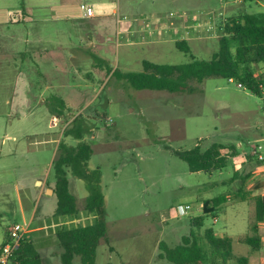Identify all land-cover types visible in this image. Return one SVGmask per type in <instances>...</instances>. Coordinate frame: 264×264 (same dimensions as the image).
I'll return each mask as SVG.
<instances>
[{
  "label": "rangeland",
  "instance_id": "obj_1",
  "mask_svg": "<svg viewBox=\"0 0 264 264\" xmlns=\"http://www.w3.org/2000/svg\"><path fill=\"white\" fill-rule=\"evenodd\" d=\"M106 1L113 2L116 9L102 20L42 23L46 39L65 44L61 51L68 62L67 69L62 77L56 72L62 80L61 88H46V84L55 80L53 73L46 75L44 62L28 55L19 42L14 44V50L19 53L13 56L11 66L10 60L7 63L4 59L8 77L0 76V101L9 94L11 97V90L3 89L2 82L11 80L21 68L19 63H27L25 58L30 56L36 63L30 73L33 86L26 92L25 84L21 83L24 79L15 77L18 89L14 90L13 100L17 99L14 106H18V98L25 94L31 98L33 108L26 115V111L5 109L3 105L0 113L9 114L7 118L14 124L11 129L17 134L30 128H46L52 113L61 117L52 128L59 140L77 144L75 133L66 135V129L78 127L84 131V140L93 148L89 168L100 169V188L107 212V236L98 245L96 264H173L159 257V242L165 241L170 246L179 244L190 233L191 220L203 213L199 209L200 200L219 194L230 198L205 216L204 226L198 232L203 234L205 228L213 227L218 234L233 237L234 254L247 257L244 264H264V220L257 222L261 247L254 249L244 241L246 235L255 234L256 200L249 198V193L243 199L244 195L238 192L240 179L234 180L239 185L234 182L214 185L209 182L214 178L208 173L191 172L188 163L174 152L197 144L206 148L212 143H223L251 155L253 144L264 145V98L239 86L237 81L219 76L208 77L201 84L190 80L189 87H195L193 92L189 87L185 91L136 88L122 76L143 71L144 60L182 64L192 56L211 59L219 49L224 24L243 10L264 11V0ZM120 17L133 25L132 31L122 28L125 31L116 35L115 26L124 25L118 21ZM154 21H165L172 31L152 36L146 28L154 26ZM187 26L192 27L193 35L184 31ZM56 27L59 30H53ZM112 29L113 33L107 31ZM107 34H113L114 40H108ZM176 39L186 40L190 51L178 48ZM104 43L109 50L102 54ZM257 70L264 72V64ZM76 116L78 120L72 123ZM5 118L0 115V121ZM3 131L0 128V243L7 238L13 224H38L45 201L34 203L27 195V207L22 212L16 193L20 190L27 193L24 182L28 185L34 175L51 179L54 171L53 148H48L46 159L45 148L37 150L32 146L30 153L22 154L13 145L18 150L8 155L6 151L11 142ZM17 143L21 146L25 142L19 139ZM226 151L231 153L232 149ZM33 153H40V158H33ZM255 158L254 162L260 161ZM243 168L253 170L258 166L248 162ZM217 177V182L226 179ZM71 181L80 208V221L90 223L94 216L85 208L84 201V196L89 194L88 185L81 179L80 185L77 184L75 177ZM43 185L55 186V182ZM246 188L241 187L244 192ZM186 204L189 209L179 213V208ZM47 221L53 220L48 217ZM109 245L115 249L108 250ZM41 251L43 264H62L60 247L52 244ZM232 263L239 264L236 258Z\"/></svg>",
  "mask_w": 264,
  "mask_h": 264
},
{
  "label": "trees",
  "instance_id": "obj_2",
  "mask_svg": "<svg viewBox=\"0 0 264 264\" xmlns=\"http://www.w3.org/2000/svg\"><path fill=\"white\" fill-rule=\"evenodd\" d=\"M176 45L185 52L190 51L186 40H177ZM261 64H264V11L252 13L243 10L224 24L219 49L211 59H196L192 56L189 62L182 64H160L144 60L143 71L127 72L122 76L129 79L136 88L170 91H185L190 80L201 84L208 77L233 78L243 88L264 98V72L257 70ZM189 89L195 91L193 86ZM78 118L74 117L72 123ZM65 132L66 135L75 133L79 142L68 144L60 140L58 144L53 161L56 179L54 193L57 197L55 215L71 218L79 215L77 198L70 190V171L87 183L89 195L85 208L94 214L95 220L58 229L56 234L61 248L60 258L62 264H96L98 245L107 236V212L100 188L101 172L99 168H89L93 148L84 140V131L77 127L68 128ZM226 149L236 153L234 146L229 148L223 143H212L207 148L197 144L191 149L174 152L188 163L191 172L204 171L213 177L228 166L231 154ZM225 201L227 198L224 194L204 199L201 208L203 213L191 220L190 233L184 235L175 246L160 241L159 257L173 264H233L234 258L239 264L246 263L247 257L235 256L230 236L218 235L213 227L205 228L203 234L198 232L204 226L205 216L216 211ZM256 220L253 225L255 234L246 235L244 241L254 249H259L262 237L258 234L257 222L264 220V195L256 196ZM10 264H43V255L33 239L28 237L15 252Z\"/></svg>",
  "mask_w": 264,
  "mask_h": 264
},
{
  "label": "crops",
  "instance_id": "obj_3",
  "mask_svg": "<svg viewBox=\"0 0 264 264\" xmlns=\"http://www.w3.org/2000/svg\"><path fill=\"white\" fill-rule=\"evenodd\" d=\"M83 3H88L92 5L93 7V14L92 15H86ZM113 2H107L101 1V0H0V76L2 78L7 79L8 69H7V63L10 60V66L13 65L12 58L14 55H17L19 51L14 50V44L20 43L21 46H24L26 48V52L28 55L32 54V56L39 58L40 61L44 62L45 67V74L49 75L51 72L53 73L55 80L54 82H49L50 84H46V88L51 87H57L61 88L62 80L61 78H58L56 76V72L58 76L62 77L63 71L67 69L68 62L63 57L62 54V47L65 46L62 41L56 40V39H46L45 34L43 33L44 24H42L45 21L48 20H96V18H99L98 20H102L103 18H107L111 16L112 13H115L116 7H114ZM41 15V16H40ZM105 20V19H104ZM120 23H123L124 25H116L115 31L116 35L122 33V28H125L126 31H132L133 25L129 22L124 21L120 17L118 20ZM104 22V21H103ZM102 22V24H103ZM153 22L154 26H149L146 28L148 30L149 34H152V36H162L163 33L168 30L172 31V27L166 23L165 21H158ZM156 24V25H155ZM75 25V23H74ZM192 27H185L184 31L187 33H190L193 35V29ZM198 28V27H197ZM59 30V27L53 28V30ZM112 30H107L110 33H113ZM52 30V28H51ZM108 40H114V35L108 36ZM177 40H183V39H176ZM103 51L102 54H105L106 51L109 50V47L106 43H104V46L101 45ZM107 47V48H106ZM23 52V51H22ZM24 53V52H23ZM4 59L6 60V64H3ZM27 60V63L24 64V62H20L19 66H21L18 73L13 75L11 80L9 81H3L2 82V88L8 90H11V97L9 96L5 97L3 100L0 101V109H3V105H5V109L9 110H21L26 111V115L29 114V111L32 110L33 106L31 105V98L26 96L25 94L18 98L20 101L18 102V106H14L17 102L13 100L14 97V90L18 89V81L14 78H22V84H25V88L27 89L26 92H29L31 87L33 86V83L31 81V71L35 70L36 63L35 58L34 62L30 60V56L28 58H25ZM43 65V64H41ZM57 77V80H56ZM229 80H231L229 78ZM56 81V82H55ZM234 81V80H231ZM44 86V84H43ZM9 105V108L7 107ZM51 109V108H50ZM2 116H6L5 119L1 120L0 122V128L1 130H4V136H8V139L10 140L9 147L7 148L6 153L8 155H11L15 153L19 149V151L24 153H30L31 146L35 147V149L38 150L41 148H45L47 151L44 155V159L48 157L49 154H47L50 150L48 148H53L54 156L57 153V148L59 144V138L57 136L56 131L52 130V128L56 127L61 119V117H58L56 114L52 113L50 120L48 121V125L45 128H36V129H29L26 131L21 132L20 134L14 133L11 129V127L14 126L13 121L8 119L7 117L9 114L6 113H0ZM12 116L13 114L10 113ZM40 126V125H39ZM19 139L24 140L25 143H22L23 145L19 146L17 141ZM13 145H17L18 149L13 148ZM257 145L263 144H253V152L251 155H248L246 151H243L242 153L238 152L236 150V153H232L230 151L231 155L229 156V162L228 166L223 169L222 171L218 172L215 176L213 181L209 180L214 185H233L234 182L235 185H239L238 192H241L245 198L246 195L249 193V198H253L256 200V196L258 195H264V161H261L258 158H255L254 154V147ZM207 148V147H206ZM263 151V150H262ZM40 153H33V158H40L38 157ZM254 158L260 161L254 162ZM53 161L52 160V167H53ZM238 162V163H236ZM248 162L254 163V165L258 166L256 169H249L246 170L243 168V165H246ZM234 163H236L234 166H232ZM54 170V168H53ZM70 175V176H69ZM219 175V178L224 177L228 178L222 179L220 182H217L216 178ZM75 177L77 184L80 185V179L76 176H74L70 171H68V178L70 180V190L73 191L71 188L72 181L71 178ZM210 178V179H212ZM32 182L28 185L24 182V187L27 193H24L23 190H20L16 193L19 205L21 206L22 212H25V209L27 207V195H29V201H34L36 203L39 200L45 201V208L42 209L39 213L38 217V224L35 226H30L28 231V237L33 239L35 245L40 249L46 248L49 245H54L55 247H60L59 245V239L57 237V231L60 227L65 225H77L79 223H83L80 221V208H79V215L75 218H71L69 216H63V215H55V210L57 207V197L54 193V186L49 185H43L46 184L48 181L54 180L55 182V174L53 171V176L51 179L49 178H39L34 175V177L30 178ZM29 179V180H30ZM235 179H240L239 184L234 181ZM26 180H28L26 178ZM83 180V179H81ZM40 181L39 185L37 182ZM38 184V185H35ZM246 186L247 188L244 189L246 192L242 191L241 187ZM80 187V186H79ZM48 188L53 189V193L49 194L47 192ZM73 193V192H72ZM54 194V195H53ZM251 194V195H250ZM75 195V194H74ZM89 194H86L84 196V201H86V198ZM222 195V194H219ZM228 199L230 198L228 195L224 194ZM215 197V196H214ZM212 197L203 198V200H200L199 203V209L202 210V204L204 199H208ZM227 201L223 202L222 204L226 203ZM221 204V205H222ZM86 206V205H85ZM219 207V206H218ZM36 212L34 214V218L32 221H34L36 217ZM87 214V213H86ZM93 214V213H92ZM94 216V214H93ZM48 217L52 218L53 221H47ZM88 217V214H87ZM95 220V216H94ZM93 220V221H94ZM92 221V222H93ZM216 221V219H215ZM90 222V223H92ZM260 228V225H259ZM215 229V228H214ZM216 231V230H215ZM260 231V229H259ZM218 234V232L216 231ZM261 233V232H260ZM220 236H227L225 234H218ZM231 237V236H230ZM233 239V237H231ZM105 241L104 238L101 239V242ZM100 242V244H101ZM99 244V245H100ZM61 249V248H60ZM114 250L115 248L112 245H109L108 250ZM42 252V251H41ZM44 259V257H43Z\"/></svg>",
  "mask_w": 264,
  "mask_h": 264
},
{
  "label": "built area",
  "instance_id": "obj_4",
  "mask_svg": "<svg viewBox=\"0 0 264 264\" xmlns=\"http://www.w3.org/2000/svg\"><path fill=\"white\" fill-rule=\"evenodd\" d=\"M83 8L86 15L93 14V7L88 3H83ZM233 80V78H230ZM241 86V84H239ZM263 146L257 145L254 147V154L258 159H264ZM189 209V205H184V208H179V213H183ZM29 223H15L9 228L7 238L0 243V264H10L15 255V252L20 247L21 243L28 238Z\"/></svg>",
  "mask_w": 264,
  "mask_h": 264
},
{
  "label": "water",
  "instance_id": "obj_5",
  "mask_svg": "<svg viewBox=\"0 0 264 264\" xmlns=\"http://www.w3.org/2000/svg\"><path fill=\"white\" fill-rule=\"evenodd\" d=\"M37 183H40V181H38ZM48 191H51V192H53V189H51V188H48L47 192H48Z\"/></svg>",
  "mask_w": 264,
  "mask_h": 264
}]
</instances>
